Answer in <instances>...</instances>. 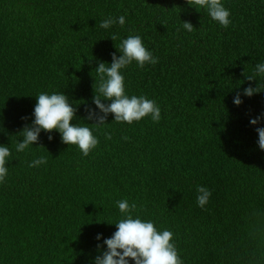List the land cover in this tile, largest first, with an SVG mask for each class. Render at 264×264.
Wrapping results in <instances>:
<instances>
[{
	"label": "trees",
	"instance_id": "trees-1",
	"mask_svg": "<svg viewBox=\"0 0 264 264\" xmlns=\"http://www.w3.org/2000/svg\"><path fill=\"white\" fill-rule=\"evenodd\" d=\"M223 2L227 28L187 0H0V144L12 150L0 183V264H92L96 235L116 230L106 221L120 217L123 198L174 233L184 264H264V151L255 131L264 125L249 123L264 112V92L233 104L258 83L246 77L264 61V0ZM120 15L123 27H99ZM136 34L158 63L128 66L126 91L155 100L161 119L129 125L109 115L95 128L82 119L95 107L94 69ZM45 91H65L78 109L73 122L93 128L99 144L87 157L57 132L51 141L41 133L44 147L15 151L30 123L21 118ZM39 156L47 165L30 168ZM197 185L212 192L204 208Z\"/></svg>",
	"mask_w": 264,
	"mask_h": 264
},
{
	"label": "clouds",
	"instance_id": "clouds-1",
	"mask_svg": "<svg viewBox=\"0 0 264 264\" xmlns=\"http://www.w3.org/2000/svg\"><path fill=\"white\" fill-rule=\"evenodd\" d=\"M187 3L198 12H206L212 21L223 28L229 27L232 22L230 10L225 7L223 0H187ZM125 24V15L110 16L102 20L99 27L108 30L114 25L123 27ZM181 27L187 32L194 29L189 21H182ZM111 39L115 41L116 36L113 35ZM115 48L119 55L113 52L111 63L100 61L94 69L99 76V83L92 98L95 107H86L87 115L82 118L83 121H92L91 124L99 128L108 123V117L111 115L112 121L117 123L131 125L146 117L158 123L161 119L159 105L143 94L129 95L124 76V70L134 62L143 68L146 64L155 65L158 58L145 46L138 34L121 39ZM246 78L258 83L256 87L250 84L242 92L236 93L233 104L237 107L244 103L245 97L251 98L254 94L264 92V85L261 84V80H264V61L256 62L253 75ZM34 98L36 103L32 113L21 118L30 120V123H26L19 131L22 139L15 143L17 153L33 147H44L39 144L42 132L49 134V141L54 138L51 133H59L63 144L76 146L85 157L98 146L99 140L94 135L93 128L86 126L87 123L73 122L78 117V109L70 102L65 91L39 92ZM249 123L253 126L264 125V112L250 118ZM255 131L258 134L257 145L264 151V126L255 127ZM11 156V148L7 144H0V183L5 182L9 174L8 164ZM47 163L46 156H39L31 160L28 166L39 168ZM196 193L197 206L204 208L212 195L211 190L206 186L197 185ZM115 203L120 217L113 222H106L115 225L116 230L110 237L105 238L102 233L96 235L99 255L94 257L92 264H184L171 230L159 229L153 220L135 214L137 204L130 203L127 198Z\"/></svg>",
	"mask_w": 264,
	"mask_h": 264
}]
</instances>
